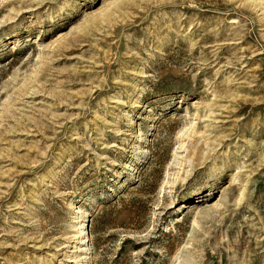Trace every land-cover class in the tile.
Returning <instances> with one entry per match:
<instances>
[{
	"label": "rangeland",
	"instance_id": "1",
	"mask_svg": "<svg viewBox=\"0 0 264 264\" xmlns=\"http://www.w3.org/2000/svg\"><path fill=\"white\" fill-rule=\"evenodd\" d=\"M0 264H264V0H0Z\"/></svg>",
	"mask_w": 264,
	"mask_h": 264
},
{
	"label": "bare ground",
	"instance_id": "2",
	"mask_svg": "<svg viewBox=\"0 0 264 264\" xmlns=\"http://www.w3.org/2000/svg\"><path fill=\"white\" fill-rule=\"evenodd\" d=\"M87 234V231L85 232V230L83 228H79L76 233H75V236L76 238H78V241H79V238L82 237V235H85Z\"/></svg>",
	"mask_w": 264,
	"mask_h": 264
}]
</instances>
